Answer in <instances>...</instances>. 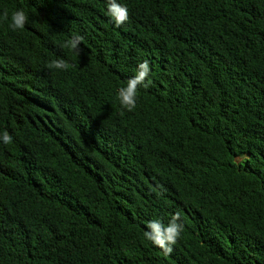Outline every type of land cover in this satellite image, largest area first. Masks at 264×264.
<instances>
[{
	"label": "trees",
	"instance_id": "obj_1",
	"mask_svg": "<svg viewBox=\"0 0 264 264\" xmlns=\"http://www.w3.org/2000/svg\"><path fill=\"white\" fill-rule=\"evenodd\" d=\"M107 2L0 0V264H264V0ZM177 211L165 256L143 232Z\"/></svg>",
	"mask_w": 264,
	"mask_h": 264
},
{
	"label": "clouds",
	"instance_id": "obj_2",
	"mask_svg": "<svg viewBox=\"0 0 264 264\" xmlns=\"http://www.w3.org/2000/svg\"><path fill=\"white\" fill-rule=\"evenodd\" d=\"M107 14L113 19L116 27H120L129 21V9L126 5L121 4L118 0H108L107 2ZM3 17L7 20L8 13L5 11ZM11 23L9 27L13 30H22L27 23L28 17L23 10H17L11 15ZM83 36L74 35L67 40L63 47L70 48L76 51L77 55L80 52V45L83 41ZM49 69H59L63 71L69 70L73 67L66 60L56 59L48 63ZM151 67L148 60H144L137 65L135 75L131 77L126 86L118 89L117 97L121 107L129 112L133 111L137 107L138 93L141 88L147 89L150 86ZM0 141L3 144L8 145L13 142V137L4 131L0 136ZM184 223L182 220V214L177 211L172 214L171 219L165 224L160 219H154L146 223V230L143 232V236L146 240L157 246L162 250L163 255H170L181 238L184 232Z\"/></svg>",
	"mask_w": 264,
	"mask_h": 264
}]
</instances>
